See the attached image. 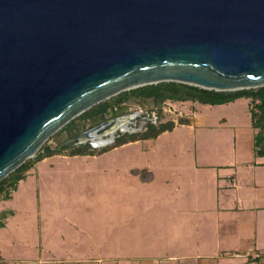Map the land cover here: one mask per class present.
Here are the masks:
<instances>
[{
	"label": "water",
	"instance_id": "obj_1",
	"mask_svg": "<svg viewBox=\"0 0 264 264\" xmlns=\"http://www.w3.org/2000/svg\"><path fill=\"white\" fill-rule=\"evenodd\" d=\"M163 80L264 85V0H0V179L106 96ZM112 121L66 141L112 144Z\"/></svg>",
	"mask_w": 264,
	"mask_h": 264
},
{
	"label": "crops",
	"instance_id": "obj_2",
	"mask_svg": "<svg viewBox=\"0 0 264 264\" xmlns=\"http://www.w3.org/2000/svg\"><path fill=\"white\" fill-rule=\"evenodd\" d=\"M243 99L247 101L249 123L247 119L242 123L234 121L241 111L246 113V109L236 106ZM248 101L246 97L215 104L191 101L199 106L185 114L189 120L175 122L155 137L180 128L219 125L230 120L235 128H243L242 138H249L251 132L253 145L255 128L251 125ZM130 141L134 140L113 147ZM229 143V146L234 143V153L229 150L221 156V161L206 164L202 173L197 164L200 155L192 161L196 166L193 165V171L191 169L187 175L193 182L195 174L199 179L198 186H207V193L202 198L196 196L191 203L188 199L180 204L161 203L158 209L162 219L159 222L147 223L140 229L112 225L110 235L106 236L104 229L96 224L65 218L53 221L44 231L42 227L47 222L38 221L39 235L30 245L20 238H8L11 230L18 226L12 221L16 210L2 203L13 199L20 178L10 196L0 199V210L8 211L0 225V243L11 244L14 253L12 256L0 250V264H264V155L255 154L253 145L254 155L242 157L236 153L242 142ZM65 154L60 150L41 159ZM35 163L26 170L23 178ZM177 163L168 164L164 160L161 165L155 159L145 158L140 165L131 162L128 173L144 185L154 182L159 173L167 187L165 192L176 191V195H181L179 186L183 184L181 176L184 174L178 173ZM136 169L142 171L145 178ZM149 173L151 176L147 177ZM228 181L233 185H226ZM176 200L180 198L176 196ZM142 207L145 213H151L150 205ZM257 252L260 254L255 255Z\"/></svg>",
	"mask_w": 264,
	"mask_h": 264
},
{
	"label": "rangeland",
	"instance_id": "obj_3",
	"mask_svg": "<svg viewBox=\"0 0 264 264\" xmlns=\"http://www.w3.org/2000/svg\"><path fill=\"white\" fill-rule=\"evenodd\" d=\"M117 94L101 101L112 102ZM197 106L199 105L192 103L191 100L167 99L157 105L151 98L130 97L114 102L106 110L105 118L121 112L143 109L154 110L158 116L165 118L179 119L193 112ZM236 106L246 109V113L241 111L234 121L242 123L247 119L249 123L247 101L243 99ZM79 114L73 118H77ZM170 122L174 121L171 119ZM93 124L95 123L92 120L84 121L81 123V129ZM62 126L44 141L46 145L57 148L66 138ZM234 126L236 125L229 120L219 125L185 127L169 134L144 137L115 147L108 144L105 148L95 149L91 153H70V148H66L61 150L67 153L65 155L35 160L34 163L37 162L27 176L22 177L19 182L13 199L2 203L3 206H11L16 210L12 221L18 226L11 230L8 238H20L30 245L39 235L36 229L38 221L47 222L42 227L44 231L48 229L47 226L53 224V221L65 218L96 224L104 229V236L110 235L109 229L112 225L140 229L147 223L159 222L162 219L158 209L161 203L180 204L184 199L190 200L191 203L196 196L202 198L207 193L205 184L198 186L199 179L195 174L193 182L187 175L188 171L191 169V172L193 171L192 161L195 157L200 155L197 164L200 165L202 173L206 164L221 161V156L227 154L229 150L234 153V143L229 146V142H242L241 148L236 150L242 157L254 155L251 132L249 138H242L243 128ZM35 154L36 152L29 158H35ZM145 158L155 159L161 165L164 160H167L168 164L179 162L178 173L184 174L181 176L183 184L179 186L181 195H176V191L165 192L167 187L162 182L163 175L159 173L156 180L147 185L140 183L136 177L135 179L130 177L128 173L130 163L140 165L141 160ZM175 158H180V161H175ZM228 184L233 185L229 181L226 185ZM171 187L174 189L175 184ZM12 190L0 193V199H5V195L9 197L8 193ZM176 196L180 198L179 201L176 200ZM147 204L151 206V213H145L143 210L142 205ZM11 247V244L0 243V250L6 254H14Z\"/></svg>",
	"mask_w": 264,
	"mask_h": 264
},
{
	"label": "trees",
	"instance_id": "obj_4",
	"mask_svg": "<svg viewBox=\"0 0 264 264\" xmlns=\"http://www.w3.org/2000/svg\"><path fill=\"white\" fill-rule=\"evenodd\" d=\"M130 97L151 98L152 101L157 105H160L167 99L182 101L191 100L199 101L201 103L215 104L232 101L237 97H246L249 99L251 125L253 128H255L253 135L254 152L257 155H264V85L233 90H216L180 81L163 80L156 83H148L136 86L118 92L117 96L112 102L107 100L99 101L86 110L82 111L77 118H71L62 126V129L66 132V137L75 136L80 131H82L81 123L84 121L92 120V122L96 123L104 119L106 110L112 106L114 102H120ZM171 127L172 123L170 122L169 124L161 126L160 129L148 134L147 136H154L159 133V131ZM57 151H60V149L46 145L45 142H43L37 149L35 158H26L15 169L0 179V193L9 189H15L18 180L25 175L26 170L35 160H39L44 156L50 155ZM78 152L88 153L90 151H86L84 149H74L70 153ZM135 171L140 172L141 177L145 178V175L142 171L137 169ZM150 176L151 173H149V176L147 177ZM5 197L7 198L8 195H5ZM7 213V210H0V225L3 224V219L6 217Z\"/></svg>",
	"mask_w": 264,
	"mask_h": 264
},
{
	"label": "flooded vegetation",
	"instance_id": "obj_5",
	"mask_svg": "<svg viewBox=\"0 0 264 264\" xmlns=\"http://www.w3.org/2000/svg\"><path fill=\"white\" fill-rule=\"evenodd\" d=\"M128 114H135V116L131 118L130 123L129 122L126 123V120H129V119L128 117H125V116ZM109 119H112L113 121L105 125L103 128H101L100 131L107 129L109 126L115 123L113 125L116 128L113 132L115 135V140L112 142L111 145H116L120 142L127 141V140H135L138 138L149 137L147 136L148 134L160 129L161 126L163 125L169 124V120L171 119L172 121H174L172 122V125L175 122H187L189 120L188 118H186V116H184L183 118H179V119H173V118H167V117L165 118L163 116H158L154 110L146 111L143 109H137V110H133L130 112H121L119 114L111 115L110 117L104 118L98 121L97 123L91 125L90 127L103 123ZM88 128H85V129H88ZM69 138L71 137H66L62 142H60V144H58L57 146V149L62 150V149L70 148V152L74 149H84L90 152H92L95 149H98V148L92 147L89 142V141H92L95 143L97 142L96 139L88 140L85 143H75L74 141H66Z\"/></svg>",
	"mask_w": 264,
	"mask_h": 264
},
{
	"label": "bare ground",
	"instance_id": "obj_6",
	"mask_svg": "<svg viewBox=\"0 0 264 264\" xmlns=\"http://www.w3.org/2000/svg\"><path fill=\"white\" fill-rule=\"evenodd\" d=\"M110 96V95H109ZM109 96H106L105 98H107V97H109ZM97 141H98V139L97 138H95ZM88 140H94V139H92L91 137H89V139H87L86 141H88Z\"/></svg>",
	"mask_w": 264,
	"mask_h": 264
},
{
	"label": "built area",
	"instance_id": "obj_7",
	"mask_svg": "<svg viewBox=\"0 0 264 264\" xmlns=\"http://www.w3.org/2000/svg\"><path fill=\"white\" fill-rule=\"evenodd\" d=\"M262 253H264V250L262 251ZM259 254H260L259 252L255 253V255H259Z\"/></svg>",
	"mask_w": 264,
	"mask_h": 264
}]
</instances>
